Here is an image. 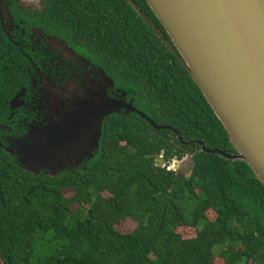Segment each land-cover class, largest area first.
I'll list each match as a JSON object with an SVG mask.
<instances>
[{"label": "trees", "instance_id": "trees-1", "mask_svg": "<svg viewBox=\"0 0 264 264\" xmlns=\"http://www.w3.org/2000/svg\"><path fill=\"white\" fill-rule=\"evenodd\" d=\"M133 2L172 45L146 1ZM44 4L37 25L75 39L116 88L132 92L136 112L105 117L92 157L54 176L21 169L5 138L24 130L0 128L3 264H264V185L245 162L201 150L198 142L236 153L156 32L127 0ZM20 68L0 45V125L16 110ZM192 153L187 177L155 163ZM126 219L137 226L122 233ZM188 228L195 235L185 238L180 230Z\"/></svg>", "mask_w": 264, "mask_h": 264}, {"label": "water", "instance_id": "water-1", "mask_svg": "<svg viewBox=\"0 0 264 264\" xmlns=\"http://www.w3.org/2000/svg\"><path fill=\"white\" fill-rule=\"evenodd\" d=\"M145 1L173 46L133 0H127L197 85L227 132L236 153L230 154L218 148L207 149L198 142L201 150L245 162L264 185V0ZM16 100L17 97L10 101L12 109L18 107L14 106ZM115 101L106 103L94 120L85 117L72 128L75 131L87 120L86 123L93 121L96 125L89 152L74 166L61 164L54 167L47 166L45 162H34L38 153L22 144L28 129L25 134L10 138L6 151L16 157L21 169L33 174L43 171L54 176L75 169L91 158L92 152L98 148L103 119L115 113L112 112L115 103L118 106L121 104ZM127 109L136 111L130 105ZM137 112L145 118V115ZM150 122L154 128H161ZM163 128L171 129L168 126ZM31 139L37 144V137L33 134ZM188 156L189 160L181 166L176 176L190 175L193 153Z\"/></svg>", "mask_w": 264, "mask_h": 264}, {"label": "flooded vegetation", "instance_id": "flooded-vegetation-1", "mask_svg": "<svg viewBox=\"0 0 264 264\" xmlns=\"http://www.w3.org/2000/svg\"><path fill=\"white\" fill-rule=\"evenodd\" d=\"M27 2L30 4H24L22 0H0V45L5 49L9 60L14 65L21 66L22 73L19 77L24 79V86L14 96L17 97L14 106L18 107L12 111L13 114L9 113V124L0 125V128L7 133H12V128L24 130L22 135L25 134L35 118L26 112L27 102L33 100L36 93L41 97V102L37 105L39 114H45L46 117L48 110L43 105L46 93H49L48 85L55 88L63 82H70L72 87L82 88L88 80L95 78L105 80L104 93H107V97L114 100L119 98L117 101H120L122 109L116 113L122 116L129 114L127 107L133 106L134 102L129 94L132 92L116 88L103 68L97 67L82 52L77 51L78 43L75 39L67 42L61 35L52 34L48 29L47 32L37 25L45 0ZM2 12L5 16L1 15ZM45 117L41 118L46 119ZM14 137L19 136L13 134L5 138L7 146L9 139Z\"/></svg>", "mask_w": 264, "mask_h": 264}, {"label": "rangeland", "instance_id": "rangeland-1", "mask_svg": "<svg viewBox=\"0 0 264 264\" xmlns=\"http://www.w3.org/2000/svg\"><path fill=\"white\" fill-rule=\"evenodd\" d=\"M22 1L24 4H30L27 1L32 0ZM1 15L5 16V13L2 12ZM47 88H49V93H46L43 106L47 108L50 115L45 117V114H39L37 105L41 102V97L39 98L36 93L34 99H30L27 102L26 112L34 115L35 118L28 128L27 134L24 135L22 144L38 153L37 157L33 159L34 162H40V164L45 162L47 166L54 165V167L61 164L74 166L84 159L92 146L93 129L96 125L93 121L86 122L94 120L106 103L115 100L107 97V93H104L105 80L102 78L88 80L82 88L72 87L70 82H63L55 88L48 85ZM116 99L119 100L117 97ZM62 102L64 103L63 106L61 105ZM118 102L120 103V101ZM21 103L24 104V101H21ZM114 105L112 112H118L122 109L121 104H119L120 106L116 105V103ZM85 117L88 119L84 122L86 125L82 123L75 131H72V128ZM48 120L53 121V123L48 122ZM32 134L37 137V144H35V140L31 139ZM166 162L161 155L155 159V163L161 167ZM170 163L171 160L167 164L168 167ZM208 216L212 219L214 215L211 212ZM136 226L137 223L135 221L126 219L117 226V229L122 233H129ZM180 233L185 238L195 235V231L192 228L182 229ZM0 264H3L1 259ZM218 264H221V262H218Z\"/></svg>", "mask_w": 264, "mask_h": 264}, {"label": "clouds", "instance_id": "clouds-1", "mask_svg": "<svg viewBox=\"0 0 264 264\" xmlns=\"http://www.w3.org/2000/svg\"><path fill=\"white\" fill-rule=\"evenodd\" d=\"M161 153H165L167 151V149L161 148ZM189 160V156L187 154H185L182 157H176L173 156L171 158V163L170 166L167 167L166 169H164L166 172H171L173 174H177L180 169L181 166L184 165L187 161ZM155 166V165H154Z\"/></svg>", "mask_w": 264, "mask_h": 264}, {"label": "built area", "instance_id": "built-area-1", "mask_svg": "<svg viewBox=\"0 0 264 264\" xmlns=\"http://www.w3.org/2000/svg\"><path fill=\"white\" fill-rule=\"evenodd\" d=\"M168 163H169V161H167V162L165 163V165H163L162 167H164V166L168 167V166H167Z\"/></svg>", "mask_w": 264, "mask_h": 264}]
</instances>
